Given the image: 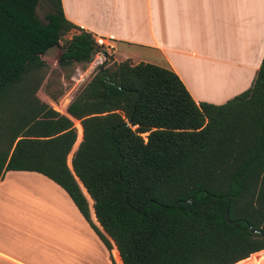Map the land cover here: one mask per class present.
I'll use <instances>...</instances> for the list:
<instances>
[{
	"label": "trees",
	"instance_id": "1",
	"mask_svg": "<svg viewBox=\"0 0 264 264\" xmlns=\"http://www.w3.org/2000/svg\"><path fill=\"white\" fill-rule=\"evenodd\" d=\"M43 1L44 21L38 0H0V178L53 181L118 264L264 260V54L245 90L196 103L171 69L114 61ZM92 48L105 59L66 107L64 87H36L52 65L85 68Z\"/></svg>",
	"mask_w": 264,
	"mask_h": 264
},
{
	"label": "crops",
	"instance_id": "2",
	"mask_svg": "<svg viewBox=\"0 0 264 264\" xmlns=\"http://www.w3.org/2000/svg\"><path fill=\"white\" fill-rule=\"evenodd\" d=\"M60 6L68 21L92 37L113 39L114 61H144L171 69L196 103L220 104L245 90L264 54V0H60ZM59 111L65 113V108ZM7 172L18 179L8 183L6 194L18 200L27 178L45 177L35 171L7 170L0 184ZM46 179L64 195L76 219L61 223L68 232L57 239L67 246L68 255L78 236L95 261L111 264V257L118 264L113 243L108 250L64 190ZM24 234L23 223L14 226L0 215V264H50L43 247L35 250L23 244ZM94 242L96 256L90 245Z\"/></svg>",
	"mask_w": 264,
	"mask_h": 264
},
{
	"label": "rangeland",
	"instance_id": "3",
	"mask_svg": "<svg viewBox=\"0 0 264 264\" xmlns=\"http://www.w3.org/2000/svg\"><path fill=\"white\" fill-rule=\"evenodd\" d=\"M47 10L46 2L38 0L36 14L40 20L44 21V14ZM69 35V33L66 34L64 38H68ZM107 54L113 59L112 52ZM114 57H120L117 51L114 52ZM102 60H104V56L95 53L92 55L91 61L85 64V68L78 63L63 68L52 65V67L43 70L41 80L36 87L42 91L46 82L49 86V92L61 88L60 86L64 87L62 95L57 98L58 106L64 105L88 79L95 66ZM141 135L144 136L145 134ZM14 176L15 174L7 172L3 182L0 184V215L6 221L14 224V226L23 223L25 233L23 244L27 247H34L35 250L43 247V255L49 259L48 262L50 264H102L100 261H95L96 258L94 256L86 253V247L78 236L72 242L73 245L70 246L69 255L67 246L62 245L61 241L57 240L63 236L62 232H68L67 229L61 226V223L76 221L72 217L68 202L62 193L51 185L50 181L45 177V179L42 177L27 178L20 192L21 196L19 198L21 200H18V198L12 199L11 195L8 197L6 191L10 190L8 183L11 180L18 179V177ZM12 191L15 192V190ZM14 233H16L15 230ZM71 238L73 239L74 236ZM90 245L93 255L96 256L97 244L94 242ZM57 249L58 252L56 251ZM251 260L253 259L250 255L246 258V261L239 264H247ZM263 263V259L258 262V264Z\"/></svg>",
	"mask_w": 264,
	"mask_h": 264
},
{
	"label": "built area",
	"instance_id": "4",
	"mask_svg": "<svg viewBox=\"0 0 264 264\" xmlns=\"http://www.w3.org/2000/svg\"><path fill=\"white\" fill-rule=\"evenodd\" d=\"M93 40L97 46L101 47L107 53L114 49L113 39L110 37L95 36L93 37Z\"/></svg>",
	"mask_w": 264,
	"mask_h": 264
},
{
	"label": "water",
	"instance_id": "5",
	"mask_svg": "<svg viewBox=\"0 0 264 264\" xmlns=\"http://www.w3.org/2000/svg\"><path fill=\"white\" fill-rule=\"evenodd\" d=\"M92 54H95V53H98V54H101L102 56H104V59H105V55L104 53H102L99 49L97 48H92V50L90 51ZM188 202L190 201V198H188L187 200ZM226 218V217H225Z\"/></svg>",
	"mask_w": 264,
	"mask_h": 264
}]
</instances>
